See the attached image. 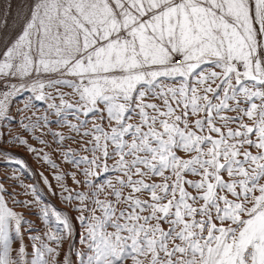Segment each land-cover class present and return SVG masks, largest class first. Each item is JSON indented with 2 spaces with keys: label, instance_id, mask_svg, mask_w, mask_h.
<instances>
[{
  "label": "snow or ice",
  "instance_id": "snow-or-ice-1",
  "mask_svg": "<svg viewBox=\"0 0 264 264\" xmlns=\"http://www.w3.org/2000/svg\"><path fill=\"white\" fill-rule=\"evenodd\" d=\"M18 19L0 50V122L31 93L24 110L47 107L24 130L47 127L75 170L18 135L0 142L54 170L83 232L76 248L66 211L0 182V264H264V0H33ZM69 111V135L53 132L49 114ZM17 207H39L46 230Z\"/></svg>",
  "mask_w": 264,
  "mask_h": 264
},
{
  "label": "rangeland",
  "instance_id": "rangeland-1",
  "mask_svg": "<svg viewBox=\"0 0 264 264\" xmlns=\"http://www.w3.org/2000/svg\"><path fill=\"white\" fill-rule=\"evenodd\" d=\"M33 0H0V50H3L4 44L13 40L19 32V17L23 13H27L32 4ZM10 5V7H9ZM32 95L29 92H24L22 95H19L15 98L14 105L12 107V115L15 119L10 122H0V133L7 132L9 135H5L3 140H8L11 136H20L24 139H27L28 144L37 148L43 149L44 153H47L52 160L60 164V168L63 171L71 172L75 169L72 168L70 164L62 163L61 157L53 150L56 148V143L53 142V137L51 135L43 134L47 132V127L43 130L37 129L35 132L25 131L21 121L23 123H29L33 118V113L39 116L41 113H44L46 110V104L44 102L33 100L32 103L36 105L34 109L24 110V104L28 102L29 96ZM22 110V111H18ZM27 116L29 120H24V117ZM63 119H67L76 122L75 117L71 114V111L67 114L66 117L60 118V123L57 122L58 118L54 115L49 114L50 124L48 127L51 128L53 132L68 136V130L62 126ZM83 119V117H81ZM40 136L41 139L48 141L49 146L45 147L43 144H40L35 137ZM67 145H70L71 148L76 149L78 146L75 143H72L71 140L65 141ZM0 150L10 152L13 156L22 159L26 162L27 168H21L15 163H5L6 157L0 155V182H3L5 187L9 191H18L20 196L17 199H31L32 197L25 196L23 188L16 187L20 181L24 185H35L39 190V196L42 203H48L55 205L58 209L64 210L68 213L70 217L73 218V223L75 225V233L72 239V243L75 244L76 248L80 247L79 237L83 232V228L80 226L78 220L74 218L78 215L74 207L69 206L63 202L62 198L59 195L60 188L54 179L53 172L49 165L43 161V159H37L34 153L28 151L27 146H20L18 144H9L0 142ZM85 155L86 153H80ZM111 163V161H109ZM41 173L44 174L52 184L53 189H55V194L52 190L48 188L47 185L43 183ZM108 175H111L109 173ZM18 177V179H17ZM65 184L68 188L80 189L79 185L73 183L71 177H67ZM9 206H11V201H9ZM17 211H22L25 214V218L33 222V227L40 229V231L46 230V226L42 222V218H39V207H34L32 209H22L20 207L16 208ZM35 213V214H33ZM35 234V233H34ZM25 243H30L25 235ZM69 243L66 241L64 244V249L61 252V259H63L64 254L67 252ZM31 252V248L28 249ZM131 264V261L128 262Z\"/></svg>",
  "mask_w": 264,
  "mask_h": 264
}]
</instances>
